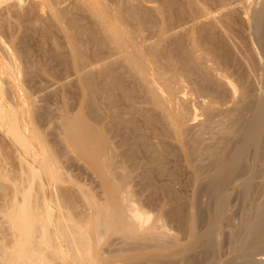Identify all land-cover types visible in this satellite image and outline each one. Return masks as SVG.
I'll return each mask as SVG.
<instances>
[{
    "label": "bare ground",
    "instance_id": "6f19581e",
    "mask_svg": "<svg viewBox=\"0 0 264 264\" xmlns=\"http://www.w3.org/2000/svg\"><path fill=\"white\" fill-rule=\"evenodd\" d=\"M168 1L166 8L158 2L153 7L152 11L164 17L158 24L150 12L140 9L139 0H72V8L82 13L78 18L59 10L57 0H28L26 13L17 11L24 0H0V29L13 19V27L7 24L11 30L6 28L13 32L11 37L24 22L40 24L36 7L47 17L43 25H52L51 31L55 25L62 35L66 48L62 55L75 73L83 72L81 79L93 78L94 73L86 68L103 62L101 87L90 77L84 86L91 103L101 96L102 115L108 118L99 127L95 107L89 119L79 112H64L59 122L67 150L84 157L103 186L102 200L81 193L92 212L80 221L68 198L60 199L57 194L54 199L48 190L51 184L55 187L64 181V176L52 147L30 115L33 103L23 87L24 77L34 74L27 70L31 68L28 53L11 39L0 37V128L25 165V185L16 191L20 198L3 208L12 238L8 245H1L0 264H104L123 253L127 247L122 244L133 242L141 244L138 248L157 252L152 258L165 259V264H264L260 257L264 255V1L252 14L250 28L256 49L250 67L255 73L254 88L247 83L249 76L243 79L244 72L241 77L234 75V80L224 72L229 67V52L227 61L220 58L224 53L215 56L206 38L209 29L203 34L205 30L194 24L204 11L197 12L196 3L192 6L187 1L192 24L186 15L187 20L177 22L180 19L173 16L180 13L172 10L179 0ZM200 1L208 2L202 10L207 7L209 15L230 4L229 0ZM187 22L191 26L184 28ZM179 27L181 32L176 35ZM44 29L39 32L46 39L49 35ZM52 36L56 40L57 35ZM4 83L9 84L8 90ZM161 137L178 142L189 168L183 175L176 171L166 176L167 185L166 180L161 184L166 188L170 183L168 191L164 188L165 202L171 206L167 219L171 226L166 228L163 216L156 214L155 221L150 220L152 214L138 202L129 180L137 168L142 177L152 176L155 170L163 176L169 172L164 165L168 142ZM154 177H144L146 188H152ZM108 234L121 238L123 243L118 246L122 247L100 249L111 246L109 239L105 242ZM122 259L130 262L133 257ZM138 259L132 264L143 263Z\"/></svg>",
    "mask_w": 264,
    "mask_h": 264
},
{
    "label": "rangeland",
    "instance_id": "374dc122",
    "mask_svg": "<svg viewBox=\"0 0 264 264\" xmlns=\"http://www.w3.org/2000/svg\"><path fill=\"white\" fill-rule=\"evenodd\" d=\"M57 1H58L57 8L58 9L60 8L59 10L62 9L63 13H64V11L67 10L66 11L67 14H66V12L64 14L67 15L68 17L69 16L71 17L74 15L73 17L76 18V16L79 15L78 13H80L82 15L80 10H76V9L72 8V6H71V4L73 3L72 0L71 1L57 0ZM59 1H60V3H59ZM154 1L155 2H149L148 3L146 1L143 2V0H139V7L141 10H145V12H148V13L150 12L151 19H153L154 21L156 20L155 22H158V24H159V22L164 17L161 16L162 14H159V13H156L155 11H152L153 7L159 3L160 5L163 4L162 7L166 8V6H168L167 4L169 3V1L168 2H167V0H165V1L164 0H154ZM170 1H172V0H170ZM176 1H178V0H176ZM176 1L173 0L171 3L174 4V2H176ZM187 1L189 3L192 1L191 2L192 6L196 5V8L195 7L194 8L197 10V12H198V9L200 10V12L201 11H204V12L207 11V13L201 12L204 15H201V17H199L200 21H199V19H196L194 21L195 22L194 24L197 28H200V27H198L200 25L202 30H205V32L203 31V34L206 33V29H209L208 30L209 32L207 31L208 35L207 34H205V35H207L206 38H207L208 43H209V41L211 42V44L216 42V43H214L215 46L209 44L212 51L214 52L215 56L217 54V57H218V55H222L224 53V56H220V58L222 59V57H224V60H226L227 59L226 56L230 54L228 56L229 58L227 59L230 61L226 60L227 61L226 63L228 64L229 67L226 66L227 67L225 69L226 71H224V70L223 71L227 72L229 77L230 78L232 77L231 79H233V80L237 79L238 76L241 77L242 73L244 72L243 73L244 74L243 79L244 78L246 79V77L249 76L247 78L248 79L247 83L250 82V84L248 83L250 85V88H254L255 84H256L255 83L256 79L254 80L255 73L252 72V69H250V67L252 68L251 61H252V59H255L254 55H256V49L252 43L253 42V40H252L253 39V37H252L253 32H252V29H250V28H252V24L254 22L253 21V15L255 14V11L257 9L259 10L261 8L260 5L263 3L264 0H244V2H243V0H241L242 2H240V0H229L230 4L228 3L229 5H226V7H224V8L222 7L223 10L225 9L224 11L222 10V8L218 9V11L220 10L221 12L220 11L218 12L217 9L213 10L215 13L218 12L216 14L212 13L213 15L212 14L209 15V13H211V11L209 12L207 10L208 2H207V5H205L206 2L204 3L203 1H200V0L199 1L198 0H179L178 4H177L178 6L176 5L177 2L175 3V6L177 7L178 10L176 9V7H174V5H173V7L175 8L174 9L175 11L172 10V13H175V12L180 13V15L178 14V16L176 14H175V16H173V18L176 20L178 18L180 19V20H177V22H179L181 20H183V21L187 20V18H189V21H190L191 15H190V17H188L189 16L188 12L190 10L189 8H191V7H189V6H191L190 5L191 3L190 4L188 3L185 5V3ZM230 1H233V2H230ZM24 2L25 3H23L22 7L20 9L18 8L17 11L19 10V12H20V10L22 9L21 12L26 13V10H27L26 7L28 8V5H27L28 0H24ZM29 2H30V0H29ZM210 3H212V1L211 2L209 1V5H210ZM193 4H195V5H193ZM179 5L181 6V8H179L180 7ZM0 6H2V5H0ZM205 6H207L206 10H202ZM171 8H172V6H171ZM35 9H36V7L34 8V13H36V15L39 14L37 16L40 17V24H38L39 23V21H38L37 26L36 25L31 26L32 24H30L28 22H24L22 24V26L19 27V29H17L16 23H15L14 28H16L17 31L14 33L13 37H11L10 34H13V32L10 31L11 30L10 26H12L10 24L14 25V22H13V19H10V24L6 23L5 25L2 26V30L0 29L1 30L0 31V37L2 36L1 39L4 38L3 40L6 39V40H8V42H9V39H11L10 41L12 42V44L17 46L18 48L20 47V49H23V51L25 50L24 53L25 54L28 53L27 54L28 60H29L28 64L30 63V65H31V66H28L31 68H27V70L28 71H30V70L34 71V74H32L31 76H25L24 80H23V87H25L27 92H29V94H30L29 97L31 98V101L33 103V106L31 107V114L30 115H31V118H32L34 124H36V127L38 126L39 128L38 127L37 128L39 130H41V132L44 134V136H43L44 140H46L47 143L49 144V146L52 147L55 155L57 156V158H56L58 160L57 164H59L58 166H59V168L62 171V174L64 176V181L55 183L56 188L54 187V185L51 184L49 186L48 190L51 193V195L53 194L52 196L54 197V199H55V196H57V194H58L60 199H64V198L67 199L68 198L69 205L73 208L75 216L76 217L78 216L77 217L78 219H79V217H80V219H82L81 217L87 218L86 216H89L91 214L92 210L89 209L87 204H85V200H84L81 193L82 192L89 193V194L93 195V197L97 198L98 200H100V199L102 200L104 198L103 197L104 196L103 191H102L103 186L101 185V181H100L99 177L96 175V173L93 171V169L89 166L86 159L76 152H71V151L67 150L68 144L62 140V137L60 135V126L61 125L59 124V122H60L61 116H62V114H64V112L67 113V115H73V114L75 115L76 113L79 112V114H81L82 117L89 119L88 116L92 115L91 109L92 108L94 109L95 107H96L97 112H98V117H99L98 119H100L99 120L100 121L99 127H104L106 122L108 121L107 120L108 118L104 119L103 115H102L104 112V108H103L104 106L102 103L101 96H98L95 104L91 103L92 102L91 101V98H92L91 94L87 92V90L84 86V82H86V80L88 81V79L91 75H88L89 77L87 76L88 77V78L86 77L87 79H81L83 76V74H82L83 72H81L79 75L74 72L72 63L67 62V60L63 57L66 48H65V45L63 43L64 41L62 40L63 38L61 37L62 35L55 28L56 27L55 25H53V27H54L53 31H51V29H50L51 28L50 26H52V25L48 26L49 29H48V27H46V25H43V24H45V22H46L45 19L47 18L46 15L43 14L45 12L38 11V9H36V10ZM154 13H155V15H154ZM190 13L191 12H189V14ZM218 14H219V16H218ZM152 15H153V17H152ZM184 15H186L187 18H185ZM205 15H207V16L205 18H203L202 16H205ZM248 15L250 18L248 17ZM179 16H182V18ZM44 17H46V18L44 19ZM78 17H80V16H77V18ZM24 18L26 19V17H24ZM176 20H175V22H176ZM36 22L34 24H36ZM190 23L192 24V20L190 21ZM202 23L204 24L205 27L203 26ZM7 24H9L10 26ZM52 24H54V23H52ZM191 24H189V22L184 23L183 27L185 28L186 25L190 27ZM41 25L43 28L40 27ZM38 26L41 28V30H40V28L38 29ZM181 27H179V29L177 28L176 35H177V33L181 32V30H180ZM6 28H8V29L10 28V30H8V29L6 30ZM186 28H188V27H186ZM201 28H200V30H201ZM43 29L45 30V34L47 32L49 35V37L46 36L47 40L45 39V37H40L41 36L40 34L43 31ZM155 29H157V28L154 27L153 30H155ZM39 30L41 32H39ZM3 31L5 32L4 34H3ZM12 31H14V30L12 29ZM1 33H2V35H1ZM43 33H44V31H43ZM53 34L57 35V36H55L57 38L54 41H53L54 37L52 36ZM146 34H147V32H146ZM210 34H211V37L209 36ZM8 36H9V38H8ZM209 38H210V40H208ZM44 39H45V41L43 42ZM59 45H60V47H57ZM61 45H62V48H61ZM222 45H224L223 48H226V49L221 48ZM217 46H220V47H217ZM0 47H1V43H0ZM214 47L216 49H214ZM222 50H224V51H222ZM62 51H64L63 55H62ZM86 52L88 54V49L86 50ZM227 52H229V54ZM225 53H226V55H225ZM244 54H246V55H244ZM230 56H231V58H230ZM250 56H252V57H250ZM253 56H254V58H253ZM234 61H236L237 63ZM248 63H249V65H248ZM227 64L224 63V65H227ZM102 66H103V62H100L96 65H93L91 67L86 68V70H89V72L91 74L94 73L93 78L90 77L91 78L90 80L93 82L95 80V82H94L95 85H97L99 87H101V84H102V80H101L102 77L99 74L100 73L99 70H101ZM40 67H44L45 69L40 70ZM232 67H234V68H232ZM35 68H38V69H35ZM228 68H229V70H228ZM35 70H36V72H35ZM38 70H40V71H38ZM92 70L94 72H92ZM228 71H230V72H228ZM232 71H233V74H232ZM229 73H231V74H229ZM238 73L240 75H238ZM245 73H246V75H245ZM248 73L249 74L251 73V74L249 75ZM230 75H232V76H230ZM234 75L237 77L235 78ZM250 76H251V78H250ZM7 84L8 83H4V87L6 89L9 87V84L8 85ZM251 84H253L252 85L253 87H251ZM28 87H30V88H28ZM30 91H31V93H30ZM161 138H163V141H165V143L168 142V144H167L168 147H167V151H166L167 153H166V157H165L166 160H164L165 161L164 165L166 164L165 166H167L165 168V171L166 170L169 171L168 173L166 172L168 175L166 173H165L166 175L164 174V176H163V174L160 175L156 170L154 171V173H152V176L148 175V177H154L155 176L153 178V180L155 179L154 183H153V181H151V183L154 184L155 186L152 185L151 189H149L150 187L146 188L147 185L146 186L144 185L146 183L144 181V177H145V180H147L148 177H147V175H144V177H142L143 175H142V173H140L141 168H137V169L131 171L129 174V178H130L129 180H130V186L132 188V191L136 194V196L138 198V202L142 203V205L145 206L144 209L150 211L149 214L150 215L152 214L151 216L156 215V214L161 215V217L163 216L162 217L163 219L161 218L162 219L161 222L163 225L165 224L164 226L166 228V225L171 224V223L169 224V221H170L169 220V218H170L169 213H170L171 206L165 202L167 200V199H165V198H167L166 194L164 196V193H166V191L169 190L170 183H168L169 187L166 186L167 189L165 188V185H167L168 179L170 178V176H172V174L174 172H176V171H177V173L181 172L183 175V174L187 173V171H189V168L187 167V164L184 161V159H182L183 155L181 153V149L178 145V142L175 140H170L169 138L167 139V137H165V140H164V137H161ZM160 139H159V141H162ZM113 140L116 141V138H114ZM65 144H66V147H65ZM24 168H25V165H23L22 162L20 161L18 151L16 150L12 141L4 134L3 130L0 128V213H1L0 214V253L2 250L1 245H3V244L8 245L10 243L9 239L12 238V233H11L10 229L8 228V224H6L7 222H6L5 217L3 215V208H4V206L5 207L9 206L10 205L9 202H11L13 199H19L20 198L19 192H16V191L20 190V188H22V186L25 185L24 184L25 181L23 182V180H25L24 179L25 174L23 173ZM169 168H170V170H169ZM171 171H173V172H171ZM183 171H185V172L183 173ZM179 175H180V173H179ZM166 176L169 177V178L167 177V180H166ZM149 180H150V178H149ZM165 180H166V182H165ZM162 183L165 184L164 187H162V185H163ZM141 186L143 188H141ZM172 187H173V185H172ZM174 187L177 189L178 186H174ZM54 188H55V191H54ZM164 188L166 189V191L164 190ZM35 189H36V187H35ZM56 189H57V191H56ZM152 189H154L155 191ZM162 190H163V192H162ZM39 195H40L39 192L37 194H35V198L37 200L39 198ZM167 195H168V193H167ZM57 197H56V199H57ZM54 206H55V203H54ZM63 212H65V208H63ZM168 216H169V218H168ZM155 217L153 216V219H151L152 217H150V220H154ZM84 220L82 219L80 221H84ZM164 226H163V228H164ZM167 228H169V226H167ZM111 236H112V234H108L106 239H105V242L108 239H109L108 243H109V241H110V243L112 242L111 246L109 245L110 247L107 246L108 248H106V246H105L106 244L104 243L105 245H101L100 249L102 246H103L102 249H105V250H107L109 248L114 249L115 247L118 248L120 246V245L118 246V244L123 243L121 241L122 240L121 238H119L115 235H113L112 237ZM110 237H111V239H110ZM117 238H119V239H117ZM137 242H140V241H137ZM133 243L122 244V246L124 245L123 247H125V248L127 247L126 248L127 250L125 249L123 251V253H121L122 256L119 254L118 256H115L117 258L110 257V259L108 258L107 262H105L104 264H118V263L119 264H132L133 262H131V261L132 260L136 261L138 258H140L141 260L140 259H138V260L143 261L144 264H165L166 263L165 259L164 260L162 259V261H161L159 258H158L159 260L158 259L156 260L155 257L152 258V256H155V255L157 256V252H155L154 250L152 251V249H148V248H138L136 246L138 245L140 247L141 244L139 243L140 244L139 245L137 243L135 244V242H133ZM132 245H134V246L132 247ZM122 246H120V247H122ZM131 247L134 248V250ZM120 256L122 258L123 257L125 258L126 256L131 257V258L133 257V259H130L131 260L130 262L128 260V262H129L128 263L127 260L125 261V259L120 258ZM136 256H138V257H136ZM146 256L148 259H150V261L146 258ZM134 257H136V258L134 259ZM260 257L264 258V255L260 256ZM117 259L119 261H117ZM142 259H145V261L146 260H148V261L145 262ZM153 260H156V261L153 262ZM143 263H140V264H143Z\"/></svg>",
    "mask_w": 264,
    "mask_h": 264
}]
</instances>
